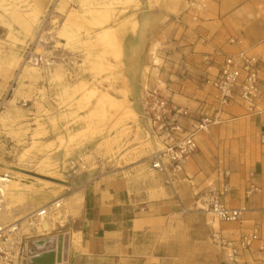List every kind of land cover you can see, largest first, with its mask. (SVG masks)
<instances>
[{"label": "crops", "instance_id": "obj_1", "mask_svg": "<svg viewBox=\"0 0 264 264\" xmlns=\"http://www.w3.org/2000/svg\"><path fill=\"white\" fill-rule=\"evenodd\" d=\"M8 1L0 0V90L12 83L14 73L7 65V54H12L7 25L16 31L18 43L27 39L2 10ZM138 1L140 7L131 8L136 27L127 29L122 42L124 74L132 89L140 85L148 54L164 58L171 73L186 67L195 75L203 71L204 66L196 63L203 52L248 48L264 62V0ZM20 2L38 8L41 20L54 0ZM230 38L240 40V44H229ZM206 71V77L211 76L215 67ZM259 75L262 94L257 106L264 108V63ZM197 78L187 80L189 85L182 87L184 95L181 91L182 96L174 93L170 98L190 109L211 102L214 90L207 84L199 85ZM249 116L253 115L245 117ZM253 117L260 128L259 118ZM197 140L199 147L202 136ZM213 166L199 147L180 173L170 168L163 173L150 170L141 179L124 174L135 169L129 167L89 175L68 202L69 226L32 239L36 252L30 264H229L211 243V234L218 231L227 239H237L254 223L262 226L261 240L243 254L239 264H264V152L252 165L260 192L244 197L249 180V172L244 171L231 173L229 191L221 195L227 206L245 205L249 209L240 223L220 222L200 209L202 192L220 185ZM64 232L69 236L66 244L62 239L57 261L56 245Z\"/></svg>", "mask_w": 264, "mask_h": 264}, {"label": "rangeland", "instance_id": "obj_2", "mask_svg": "<svg viewBox=\"0 0 264 264\" xmlns=\"http://www.w3.org/2000/svg\"><path fill=\"white\" fill-rule=\"evenodd\" d=\"M56 2L50 6L48 29L58 27L65 18L66 12L61 13ZM66 2L65 11L74 8L85 16L79 21L81 27L79 24L76 27L79 42L68 47H54L55 43L51 42L43 46L44 53L36 54L42 49L37 45L40 12L23 43H18L14 37L16 31L7 25L12 52L7 54L10 58L7 65L14 73L12 83L0 90V172H9L11 180L17 181L24 191L13 213L5 215V219L55 201L54 205L60 207L49 213L56 221L53 230L69 226L68 202L75 195L77 185L89 175L129 167L135 169L125 172L127 176L132 173L143 179L151 173L147 157L156 147L138 104L143 90L159 85L169 96L181 95L182 87L189 85L187 80L195 76L199 85L205 84L206 70L214 66L204 59L214 51L200 54L196 63L204 68L199 75L190 73L186 67L171 73L164 58L148 54L140 85L132 89L130 79L124 74L122 44L118 60L106 41L97 38L117 24L124 26V33L128 28L134 30L136 22L131 8L140 7V2ZM11 3L24 10L35 8L20 0L8 1L2 10L14 23L7 10ZM85 38L90 43H83ZM38 56L43 59L33 62L36 70H28L33 66L29 60ZM105 93L114 96L121 107L112 109L104 105L101 97ZM129 107L134 114H130ZM245 116L240 104L231 103L225 106L218 122L200 133V151L207 162L214 163L213 167L226 165L232 174L252 172V165L264 152V146L258 142L259 123L253 116ZM50 230L49 233L54 232ZM43 231L32 232L34 238L47 235ZM59 236L64 239L69 234L64 232Z\"/></svg>", "mask_w": 264, "mask_h": 264}, {"label": "built area", "instance_id": "obj_3", "mask_svg": "<svg viewBox=\"0 0 264 264\" xmlns=\"http://www.w3.org/2000/svg\"><path fill=\"white\" fill-rule=\"evenodd\" d=\"M51 11L52 7L40 20L38 40L48 30ZM228 43L240 44V40L230 38ZM42 59V56H38L37 61L41 62ZM204 59L212 62L215 67V73L205 79V84L215 92L211 102H202L195 109L180 106L159 85L145 88L141 94L143 118L156 145L147 157L151 171L163 173L166 168H170L172 172L180 173L185 161L199 150L197 139L200 133L218 122L223 108L231 103L245 106L246 115L259 118L258 142L264 146V108L257 106L262 94L259 73L264 62L259 56L250 53L248 48L236 52L214 51ZM214 170L220 185L210 186L202 192L199 198L202 203L200 209L220 222L240 223L249 209L245 205L230 207L221 200V195L229 191L231 170L221 164L214 167ZM254 177V172H250L245 198L260 192ZM11 179L9 172H0V264H27L31 255L28 244L34 238L32 232L37 230L41 218L58 209L60 204L56 203L54 206L53 201L52 205L49 203L31 211L27 216L29 231L24 232L19 221L9 222L4 217L7 191L5 186ZM261 234V224L254 223L237 239H227L215 231L210 240L222 251L225 262L239 264L243 254L261 240Z\"/></svg>", "mask_w": 264, "mask_h": 264}, {"label": "bare ground", "instance_id": "obj_4", "mask_svg": "<svg viewBox=\"0 0 264 264\" xmlns=\"http://www.w3.org/2000/svg\"><path fill=\"white\" fill-rule=\"evenodd\" d=\"M113 2L119 3L121 0H112ZM66 0H57L56 4L58 5V10L62 12H66L65 18L63 22L58 26L51 29H48L47 31L43 32L40 36V39L38 40V47L42 49H38L40 51H36L37 54L44 53L43 46L48 45L49 43L53 42L55 43L54 47H68L72 44L79 42V33L78 29H76L77 25L79 24L80 19H85V16L78 10L71 8L68 11H65L66 7ZM16 4V3H15ZM15 4H9L7 6V10L12 15L14 21L19 25V27L22 29L25 35H28L31 32V29L39 16V10L35 7L31 10H24L20 9ZM62 16V15H61ZM82 22V21H81ZM85 24V23H84ZM80 26V24H79ZM81 27V26H80ZM124 26L122 24H117L115 26H111L107 28V31L104 34H100L97 38L98 40H105L108 47H110L111 51H114V57L116 59H120L121 57V39L124 37ZM34 28V27H33ZM35 39V38H34ZM83 43H88L89 39L85 38L82 41ZM90 43V42H89ZM78 44V43H77ZM49 46V45H48ZM73 46V45H72ZM90 46V45H89ZM73 48V47H72ZM71 48V49H72ZM79 48V47H78ZM37 49V48H36ZM113 49V50H112ZM23 61V60H22ZM34 61H37L36 58H31L29 62L33 65ZM22 65V63H21ZM28 70L34 71L36 70V67L33 65L31 67H28ZM52 77V76H51ZM102 103L104 105H108L109 108H120L121 104L117 103V99L112 96L111 94L105 93L102 95ZM103 105V106H104ZM104 108V107H103ZM105 110V109H104ZM130 114H134V111L131 107L128 108ZM105 113V112H104ZM105 115V114H104ZM111 116V115H110ZM154 142V141H153ZM154 146L155 142L153 143ZM7 189L6 191V212L4 213V217L9 216L13 213L15 210V207L17 206V203L20 202V199H22L24 191L17 185V181L11 180L8 182V185L5 186ZM34 197V196H33ZM52 203V202H51ZM50 203V205H52ZM55 203H53L54 205ZM56 206V205H54ZM31 213V212H29ZM29 213H25L20 216H13L12 218L9 217L6 220L9 222H16L19 221V223L22 226V230L24 232H27L29 230V224L27 216ZM50 214H47L46 216L42 217L40 222L37 224V230L43 231L49 233V229L53 230L55 229V223L56 221L49 216ZM50 230V231H51ZM43 234V233H42ZM60 243L59 240L57 241V261H59V249Z\"/></svg>", "mask_w": 264, "mask_h": 264}, {"label": "water", "instance_id": "obj_5", "mask_svg": "<svg viewBox=\"0 0 264 264\" xmlns=\"http://www.w3.org/2000/svg\"><path fill=\"white\" fill-rule=\"evenodd\" d=\"M63 241H64V244H66V242H67V237L65 236L64 237V239H63ZM61 242H62V238L60 237L59 238V243L61 244ZM29 248H30V252H31V255H30V257L28 258V261H27V264H30V261H31V259L34 257V255H35V252H36V249L33 247V245H32V240H30L29 241Z\"/></svg>", "mask_w": 264, "mask_h": 264}]
</instances>
